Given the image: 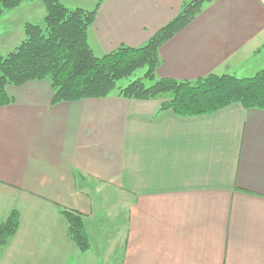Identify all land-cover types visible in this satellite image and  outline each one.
Here are the masks:
<instances>
[{
  "label": "crops",
  "instance_id": "1",
  "mask_svg": "<svg viewBox=\"0 0 264 264\" xmlns=\"http://www.w3.org/2000/svg\"><path fill=\"white\" fill-rule=\"evenodd\" d=\"M92 9L97 0H60ZM188 0H102L88 28L96 56L139 47ZM44 19L40 1L0 16V54ZM156 78L264 69V0H212L158 49ZM0 106V223L18 227L0 264H264V110H159L167 96L52 103L48 78L7 85ZM61 209L82 214L80 251Z\"/></svg>",
  "mask_w": 264,
  "mask_h": 264
},
{
  "label": "trees",
  "instance_id": "2",
  "mask_svg": "<svg viewBox=\"0 0 264 264\" xmlns=\"http://www.w3.org/2000/svg\"><path fill=\"white\" fill-rule=\"evenodd\" d=\"M24 1L33 0H0V16ZM42 1L45 27L24 23L21 42L6 55L0 54V106L11 102L7 85L48 78L53 104L115 93L140 100L166 95L159 110L170 109L181 116L209 114L231 103L264 110V69L247 77L209 73L195 80L156 78L161 44L184 28L212 0L186 1L142 46L120 45L101 56L91 50L87 31L102 0H97L92 9H69L60 0ZM142 67L145 70L141 76L126 85H116ZM60 212L67 221L70 238L80 251H86L90 243L82 214L67 209ZM18 218V212L12 210L0 223V248L15 234Z\"/></svg>",
  "mask_w": 264,
  "mask_h": 264
},
{
  "label": "rangeland",
  "instance_id": "3",
  "mask_svg": "<svg viewBox=\"0 0 264 264\" xmlns=\"http://www.w3.org/2000/svg\"><path fill=\"white\" fill-rule=\"evenodd\" d=\"M36 1H40V3H43L42 0H36ZM37 11H38V10L35 9V11H31V13L34 14V16H35V20H39V21H38V22H39V25H40L42 28H44V27H45L44 19H42L41 17H40V19H38V17H39L42 13H41L40 15H38L39 12H37ZM37 24H38V23H37ZM144 70H145V67H142V68L137 69V70H136L133 74H131L129 77H125V78H122V79H120L119 81H117L116 85H117V86L126 85L130 80H132V79H134V78H136V77L141 76V75L143 74ZM116 90H117V88L114 89V91H116Z\"/></svg>",
  "mask_w": 264,
  "mask_h": 264
}]
</instances>
